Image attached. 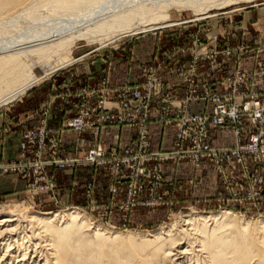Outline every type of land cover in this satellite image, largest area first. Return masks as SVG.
I'll use <instances>...</instances> for the list:
<instances>
[{"label": "rangeland", "instance_id": "rangeland-1", "mask_svg": "<svg viewBox=\"0 0 264 264\" xmlns=\"http://www.w3.org/2000/svg\"><path fill=\"white\" fill-rule=\"evenodd\" d=\"M143 1L148 5L153 1L156 5H161L160 7L153 5L156 7L154 9L158 11L155 13L158 16L154 12L146 15L145 17L152 19H149L150 23L147 24L158 22L159 15H163L169 17L170 24L173 26L152 25L151 28L154 29L144 28V31L138 29L133 33L134 35L123 36L111 43L106 41L104 44L101 43L106 36L112 37L111 35L118 34V32L115 30L113 33H107L108 35L106 33L105 35L97 34L93 39H88V42L85 38H79L69 46L66 45L58 48L57 51H51L52 53L48 57L42 58V61L34 53L21 55V62L23 60L22 63L27 65L26 68L39 80L11 104L0 107V113L7 108L14 107V114L18 115L16 120L25 119V113L30 116V124L27 126L23 122L18 125L19 133L13 138L4 132V129L7 128L0 127V216L9 210H20L29 214L38 213L45 217L79 212L82 216L84 215L88 224H92L91 226L98 224L112 231L119 230L125 233L132 231L141 235H150L162 229H170L173 238H176L174 236L176 234V236L181 235L180 237L188 239L189 236L184 235L187 232L181 233L185 229V221L188 218L220 215L221 212L227 211L236 217L235 220L245 219L247 222L245 240L247 242L251 240L253 244H258L264 240V201L243 204L231 201L226 196L228 191L223 188L222 181L209 161H203L199 167H195L188 160L143 162L145 158L139 157V160L133 162L137 167L135 170H140L143 167L146 169L145 171H133L124 167L117 174L112 173L107 159L101 166L81 162L75 167L59 169L55 166L45 165L40 172L36 171L31 163L37 158L41 162H48L54 154L60 160H82L86 152L97 145H101L106 151L114 150L117 153H122L123 148H127V146L138 147L137 130L132 124L131 126H129L130 124H123V126L109 124L103 127L97 138L92 132L69 130L65 129L64 125L69 119L75 117L76 107L81 103V98H78L77 95L81 94L83 90L88 91L97 87L100 84L99 81L105 78L111 88L121 89L125 86H137L139 82H143L145 71L151 66H155L162 86L159 93L153 94L148 107L149 115L146 123L148 150L151 153L162 151L156 150L151 140L156 131L155 123L160 124L161 128L173 130L171 143L174 145V127L165 125L158 118L159 109L163 105L162 102L168 97L174 98L172 100L174 102L175 100L181 102L188 96V88L182 80V76L187 70L186 63L190 58V52L182 53V51L187 50L190 39L198 33L203 39L208 33L216 34V47L220 50L235 49L231 57L226 58L220 55L217 58V63L220 65L218 70L220 80L221 78L225 79L231 74V71L238 68L253 77L251 86L247 82L242 85L239 92L247 93L251 89L257 90L260 83L259 77H257V62L254 60H261V64H264V0H198L199 2L193 0L198 7L200 5L199 10L207 11L204 16H208V18L198 20V17L195 16L198 7L195 8L184 3L180 5L178 1L181 0ZM80 5L88 6L87 3ZM33 6L30 3L17 7L13 12L1 15L0 20H5L0 23V38L16 41L22 37L25 39L27 36H37L41 29L53 26L52 24L55 22L52 20L61 16L62 18L69 16L62 6L54 3L40 4V7L35 8ZM21 9H27V12L25 10L20 14H14ZM82 13L75 12L69 19L80 16ZM11 14L15 16L10 18ZM22 15H25L24 18ZM142 19H135L132 26L142 27L145 22ZM146 22L144 25H147ZM249 23H252V26H249ZM245 25L251 36H262L259 37L261 38L260 42L257 40H255L257 42H248L246 36L243 35L247 33L243 30ZM101 36L102 38H100ZM236 49H243V51L239 52ZM155 52H157L156 59L152 63L142 66V76H137L134 79V68L130 71L131 67H136L140 61H151ZM28 58L29 60H27ZM59 63L62 65L58 66ZM227 64H231V67L228 68ZM125 70L130 71L131 77L134 79L132 82L116 85L110 81V79L117 80L119 72ZM47 72L51 73L47 75ZM205 72H207L206 68L198 69V75ZM82 73L91 74L90 83H77V80H81ZM172 74H175V78L179 80L176 83L179 86L175 95L166 88L164 80ZM224 88L219 84V89L224 90ZM96 99L94 95L86 103L92 109L93 115L99 113L95 108ZM176 102L172 106L166 104V107L171 106L172 111L177 107L180 109L184 107V111L192 113H200L205 110L202 103L188 102L185 105H180ZM54 109L66 115L59 126L52 125V121L58 119V116L53 114ZM123 127L133 130L134 137L131 143H126L120 148L117 146V148H113L98 141L99 137L108 129L121 130ZM42 129L43 135H41ZM66 132L92 134L94 138L92 147L79 151L77 144L72 145L74 155L66 156L71 151L61 145L63 134ZM42 137L45 141L44 146L40 144ZM12 141L15 142L13 150L6 145ZM51 141L56 143L54 148L50 144ZM211 141L216 145H231L233 137L229 130L224 129L222 132V129H217ZM172 148L173 146L166 152L171 151ZM78 152H82V154L78 155ZM205 162L208 164L204 165ZM176 164L184 165L185 168L180 167L183 169L181 173L184 175L174 182L171 172L173 165ZM249 166L253 167L254 163H250ZM64 171L71 174L78 171L77 175L83 179L82 194H75L77 196L75 201L80 202H77L78 204H70L64 197L65 194L61 187L62 179L66 176ZM133 190L136 191V196H132ZM207 226L213 228L214 223L209 222Z\"/></svg>", "mask_w": 264, "mask_h": 264}, {"label": "bare ground", "instance_id": "bare-ground-1", "mask_svg": "<svg viewBox=\"0 0 264 264\" xmlns=\"http://www.w3.org/2000/svg\"><path fill=\"white\" fill-rule=\"evenodd\" d=\"M138 1L0 0V16L30 3L34 5L33 8L54 3L69 14L67 17L51 19L55 22L53 26L41 29L37 36L22 37L16 41L0 38V107L11 104L39 80L22 63L24 61L21 62V55L34 53L42 61L51 51L69 46L79 38H85L88 42L97 34L105 35L116 30L118 34L112 37L107 34L101 43L104 44L134 35L135 30L144 31V28L149 29L152 25L173 26L169 17L163 15H159L158 22L147 24L151 17L148 19L145 16L158 12L153 7L156 4L154 1L150 5L143 0ZM180 2V5L184 3L198 7L193 0ZM82 3L88 6L80 5ZM199 7L198 10L194 9L197 10V20L208 18L204 16L207 11L204 8V11L199 10ZM75 12L83 13L69 19ZM12 16L15 15L9 17ZM22 16L24 18L25 15ZM137 18H143L145 22L148 19L147 25L144 22L142 27L134 28L132 22ZM2 20L5 19H1L0 23L4 22ZM50 73L47 72V75ZM235 218L227 211L220 215L188 218L185 229L181 231L187 232L184 235L189 238L186 239L176 234V238H173L170 229L141 235L132 231H112L98 224L93 227L79 212L45 217L38 213L9 210L0 216V264H264V240L258 244H253L251 240L247 242V222ZM209 222L214 223L213 228H208Z\"/></svg>", "mask_w": 264, "mask_h": 264}, {"label": "built area", "instance_id": "built-area-1", "mask_svg": "<svg viewBox=\"0 0 264 264\" xmlns=\"http://www.w3.org/2000/svg\"><path fill=\"white\" fill-rule=\"evenodd\" d=\"M187 50L190 58L187 61V70L182 80L188 88L184 101L175 102L185 105L188 102L204 104L205 110L192 113L182 107L172 111L175 103L168 97L159 109V119L167 126L174 127L173 148L171 151L149 152L146 123L149 115V105L153 94L159 93L162 81L157 76L155 66L145 71L143 82L137 86L111 88L108 80H100L97 87L83 90L77 95L81 103L74 118L69 119L65 129L78 132H92L95 138L107 125L123 126V124L136 128L138 147L123 148L122 153L106 151L101 145L92 147L86 152L82 160H66L51 157L50 161L41 162L39 158L32 161L36 171H42L45 165L55 166L59 169L75 167L81 162L101 166L107 159V164L113 174L127 167L131 170L137 168L135 160L145 158L143 162L151 160L161 162L189 161L199 167L203 161H209L218 174L227 197L238 203H259L264 201V64L257 62L259 87L246 92H239L242 85L247 82L251 86L252 76L242 70L231 71L229 76L221 80L218 78L220 65L217 58L231 57L234 48L220 50L216 47V34L208 33L203 39L200 34L193 36L188 43ZM242 52L243 49H236ZM240 66V65H239ZM237 66V67H239ZM206 68L207 72L198 75V69ZM219 84L224 90L219 89ZM251 88V87H250ZM96 96L95 108L97 115L87 106V100ZM167 105H171L169 108ZM217 129H227L233 137L231 145H216L211 141ZM44 134L42 129L41 135ZM44 138L40 144L44 146ZM53 147L54 142H50ZM54 148V147H53ZM138 148V149H136ZM142 154V155H141ZM254 166H249L250 163ZM145 168L135 171H145ZM148 174V172H147ZM132 196H136V191Z\"/></svg>", "mask_w": 264, "mask_h": 264}, {"label": "crops", "instance_id": "crops-1", "mask_svg": "<svg viewBox=\"0 0 264 264\" xmlns=\"http://www.w3.org/2000/svg\"><path fill=\"white\" fill-rule=\"evenodd\" d=\"M252 23H249V26ZM252 26V25H251ZM245 32V34H243L244 36H246V39L248 40V42H257L261 40L262 36H258L256 35L255 37L251 36V34L248 32L249 30L247 29L246 25L243 29ZM262 34V33H261ZM257 40V41H255ZM157 56V52H155L153 54L152 60L151 61H140L136 64V67H131L130 71L133 70L134 68V79L138 76H142V66H144L145 64H150L152 63L153 60L156 59ZM228 68L231 67V64H227ZM226 65V66H227ZM227 68V67H226ZM127 69V68H126ZM130 71L125 70V71H121L119 72L118 75V79L117 80H111V82L115 83L116 85H121L123 83H129L132 82V77L130 74ZM83 75L80 77L81 80H77V83L82 84V83H90L89 77H90V73H82ZM74 76V74H72ZM165 83H166V88L172 92V94L175 95V93L177 92V87L179 86L178 84H176L179 80H177L175 78V74L172 75H168L167 78L164 79ZM180 88V87H179ZM55 110V109H54ZM53 114L58 116L57 120L52 121V125L55 126H59V124L65 119L66 115L63 114L62 112H58V110H55L53 112ZM27 113L24 114L25 119H23L22 121L20 120H16L18 115L14 114V107L7 108L6 110H4L3 112L0 113V127L2 129H4V132H6L7 134H9L12 138L18 135V125L22 124L23 122H25V124H27V126L30 124V116ZM27 117V118H26ZM156 125V131L154 132V136L151 138L152 143L154 148L156 147V150H162V151H167L170 150V148L173 146V144L171 143V137L173 134V130L170 129H166V128H161L159 125L160 124H154ZM22 126V125H21ZM152 127V126H151ZM133 137H134V132L132 129L127 128V127H123V129L118 130V129H108L103 135H101L98 139V141L100 143H102L103 145H109L112 146L113 148H117V147H122L123 145H125L126 143H131L133 141ZM94 142V138L92 136V134L90 133H83V134H75L73 132H66L63 134L62 140H61V145L64 147L69 148V151L66 156L68 157H72L74 155V147L72 145L77 144L79 146V151H83V150H87L90 147H92V144ZM14 141H12L9 144H6L9 148H11V150H13V145H14ZM119 145V146H118ZM117 146V147H116ZM82 154V152H78V155ZM208 163L205 162L204 165H207ZM180 167L185 168L184 165H178L176 164L175 166L173 165L172 167V174L174 176V182L178 180L179 177H182L184 174L181 173ZM78 172V171H77ZM77 172L75 173H70L67 171H64V175H66L63 179H62V190L64 192V197L65 199L68 200V203L70 204H78L80 202H78L77 200L75 201V199L77 198V196H75V194L79 193L80 195L82 187H83V179H81V177H79L77 175ZM62 173V172H60ZM70 195V196H69ZM74 196V197H73ZM78 202V203H77Z\"/></svg>", "mask_w": 264, "mask_h": 264}]
</instances>
